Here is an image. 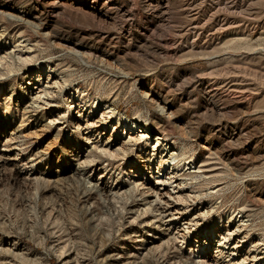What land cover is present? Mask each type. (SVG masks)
<instances>
[{"label":"rangeland","instance_id":"obj_1","mask_svg":"<svg viewBox=\"0 0 264 264\" xmlns=\"http://www.w3.org/2000/svg\"><path fill=\"white\" fill-rule=\"evenodd\" d=\"M69 1L72 0H60V7L57 6L66 11L62 20L69 29L60 27L56 30L50 21L43 20L40 23L39 20V14L49 9L47 0H0V57L12 51L15 53V60L10 54L15 61L10 66L6 62L0 64H3L0 67V264H198L201 260H206L208 264H239L241 260L245 261L241 264H264L263 247L253 248L259 237L264 238V175L254 171L264 164V160L255 161L251 157L252 152L264 148V109L257 110L264 107V102L261 99L252 100L246 94L247 97L236 101L235 108L221 102L220 116L212 110L211 113L206 112L203 97L190 84L189 77L193 70L201 72L208 69L209 65L204 60L197 62L198 59L188 55L186 48L187 43L194 40V21L204 22V13H214L217 9L221 25L228 24L226 29L229 30L221 31V46L236 34L245 32L251 35L248 44L263 53L264 0H169L163 12L154 15V18L146 14L144 0H99L101 5L93 10L102 15L108 24L80 15L76 10L77 13L69 11L61 5ZM106 2L110 7L103 9L102 5ZM116 7L127 15L123 18ZM10 15L23 16L33 24L40 25L39 33L16 19V22L10 19ZM119 20H124L125 24L120 26ZM158 23L161 24L160 28ZM155 25L159 29L163 28L159 30ZM56 31L73 39L81 38L82 44L88 46L83 52L93 51L97 56L104 55L109 64L112 63V70L103 64L101 66L94 57L93 60L89 58V64H85L72 56H64V47L60 44L61 49L51 43ZM20 34L25 37L20 38ZM102 38H111L113 43L117 42L113 44L116 46L101 43ZM25 39L30 42H24ZM28 47L34 50L31 56L35 58L30 64L20 65L18 56L27 55ZM127 47L136 53L126 59L116 56L119 49ZM223 58L212 66L214 72L221 69V81L228 77L224 75L225 70L236 67L264 74V68L259 64ZM48 64L62 71H71L67 75L72 87H67L65 94L70 95L73 93L71 89L78 87L89 95L100 96L102 103L113 104L121 113L127 112L130 118L140 111L143 125L148 124L155 133L162 132L175 151L179 152L180 149L187 156L198 155L197 166L205 161L207 176L216 175L220 178V181L207 185L205 190L208 194L217 185V199L208 197L195 202L188 199L187 206L192 204V207L183 211L186 220H178L177 225H171L174 217L179 218L172 210L178 202H174L176 199L171 200V206L164 203L168 198H161V195L172 190L165 185L164 191L158 192L155 168L148 171L144 160H138V154L129 155L127 162L122 157L111 161L110 158L101 157V154L99 156L98 152L92 150V144L90 146L82 140L74 122L50 124L49 118L54 112L72 115L69 114L67 95L63 100L57 98L53 108L39 110L34 108L35 105L30 106L32 93L36 91L32 92L33 86H28L24 77L28 72L36 73L40 67ZM124 72L129 77H125ZM143 84L148 88L152 86V94L157 99L159 97L157 104L167 105L164 114L159 107H155L156 104L151 105L141 96L138 90ZM192 95L195 104L192 103L194 98H189ZM248 97L249 100H246ZM26 107L29 109L24 111ZM204 112L207 113L206 117L202 116ZM154 117H159L160 125L155 124ZM105 132L104 139L112 134L116 142L121 141L120 130L109 128ZM248 132L261 145L256 141L254 144L243 142L246 135L242 134ZM237 140L242 141L241 144L236 143ZM204 142L209 144L207 146L219 142L225 144L226 152L240 159L242 172L233 169L228 162L221 161L220 156L206 153L204 155L207 157H200L199 146L201 143L204 145ZM90 149L101 159L90 158L92 163L89 162L87 166ZM213 150L216 153L217 150ZM184 166L187 169L186 163ZM193 184H186L184 191L192 189L198 192V185L196 187ZM114 191L116 193H112ZM109 194L117 195L111 197ZM196 211H201L203 217L197 219L198 222L195 219L194 223H198V227L195 225V230L190 228L193 232L190 230L188 234L184 232L187 225L181 224L193 220ZM238 211L246 215L260 213L261 216L255 219L250 217L245 224L239 223L233 216ZM241 224L244 226L241 227ZM229 228L241 232L232 236L230 245L226 246L224 241L220 245V240ZM236 247L238 258L233 261L231 249ZM198 250H203L207 258L201 259Z\"/></svg>","mask_w":264,"mask_h":264},{"label":"bare ground","instance_id":"obj_2","mask_svg":"<svg viewBox=\"0 0 264 264\" xmlns=\"http://www.w3.org/2000/svg\"><path fill=\"white\" fill-rule=\"evenodd\" d=\"M144 1H145V4H144L145 6L144 7H145V10L147 12L146 14H148V17H153V18H154V15H156L158 13H161V11L163 10V7H166V5L169 2V0H144ZM47 2H48L47 3V7H49V9L48 10L45 9L46 11H42L41 14H39L40 15V19H39L40 23H42L43 20L44 21H50L51 25H53L56 30H58V28H60V27L62 29L63 28L69 29L67 24L62 20V18L66 16V11L64 9L61 10L62 8L59 9L57 7V6H59L60 0H47ZM77 2H80V3H77ZM100 3L101 2L99 0H72V1H69V2H67L65 4L61 3V5H63L64 8H68L69 11L73 10V12H75L74 10H76L80 15H85L86 17H89L90 19L92 18L94 20H97L100 23L108 24L107 20L104 19L102 15H99L95 10H93V9L97 10L99 5H101ZM84 5H88V6L90 5V7H86ZM108 7H110V6L108 5L107 2L103 3V5H102L103 9H108ZM43 8H45V7H43ZM116 9H117V7H116ZM77 12H75V13H77ZM107 12H108V10H107ZM118 12L121 13V16L123 18L127 15L126 12H124L122 9H119ZM167 12H168V10H167ZM164 14H167V13H165V11H164ZM204 14H205L204 22L202 20V22L199 23L198 20L195 19L196 21H194V23H193L194 27H192L193 28V32H194V35L192 37H194L193 38L194 40L191 41V43H189V44L187 43L188 47H186V48L188 50L187 52L189 53L188 55L189 56H193L194 58L198 59L197 62H199L200 60H204L209 65L208 69H205L204 71H201V72L193 70V72L190 74V77H189L190 78L189 81L191 83L189 81H187L194 88L198 89L199 92L201 93V95L203 97L204 104L206 105V112L209 113V111L212 110L213 112L215 111V112H217L219 114L217 116H220L221 115L220 114L221 113V108H220V105H221L220 103L221 102L223 104L227 103L226 105H228V106L231 104L232 108H235V107H237V102L236 101L245 98L246 94L248 96H250V98L252 100H253V98L254 99H261L264 102V74L256 72L254 70L239 69V68L236 67V68H233V69L225 70L224 75L228 76V77L225 80L221 81V69L218 70V71H215V72L212 71L213 64H215L217 62H221V58H223V57H224L223 59H225V58L232 59V60L239 59L241 61L248 62V63H251V64H256V65L259 64V65L263 66V68H264V52L262 53L261 51H259V49L258 50L257 49H253L252 46H250L248 44V41L251 38V35L249 33H245V32H243V34H241V33L240 34H236L234 36V38L228 39L221 46V31L223 32V31L227 30L226 32H229V30L226 29V27H228L226 25H228V24H223L222 23L223 25H221V18H220L219 14H218V10L217 9H216V11L214 13H209V14L204 13ZM10 17H11L10 19L13 18V20L16 19L18 22H22L25 26H29L32 29L34 28L35 31L37 33H39L38 31H39L40 25L33 24L34 22H31L29 20L24 19L23 16L22 17L20 16V18H19L18 16L16 17V16H13V15L12 16L10 15ZM42 17H43V19H42ZM158 18L159 17L157 16V19ZM16 20H15V22H16ZM97 21H95V22H97ZM123 21L124 20H119L118 24L120 26L124 25L125 23L123 24ZM160 21H161V19H160ZM228 23H229V20H228ZM68 25H69V23H68ZM128 25H126V26H128ZM160 25L161 24L158 23L157 26H159V28H160ZM231 25L232 24H230L229 26H231ZM162 28H163V26H162ZM221 28H223V29H221ZM161 29H159V30H161ZM117 30H118V28H117ZM68 31H70V30H68ZM156 32H158L157 29H156ZM54 33H55L54 34L55 39L51 42L52 46L53 45H55V46L58 45L60 47H58V46H56V47L61 48V49H63L62 48V46H63L64 47L63 51L65 50L64 51L65 54H63L64 56H67V57L68 56H72L73 58L79 60L78 62H82V63H85V64H87V63L89 64V61H88L89 58L92 59V57H94L96 60L100 61L101 66L103 64L104 66H106L108 68H111V70H112V68H113V67H111L112 63L109 64V61L107 60V58H105L104 55H100V56L98 55L97 56V54L93 53V51L89 52V53L83 52V50L87 49L88 46L82 44L83 40L81 38L75 37V36H73V37H75L74 39L71 38V37H68V36L66 37L65 35H63L64 34L63 32L59 33V31L58 32L56 31ZM129 35H130V32H129L128 36ZM19 36H21L20 38H24L25 37V35H23V34H20ZM188 36H189V34H188ZM151 37H152V35H151ZM132 38L134 39V37H132ZM147 38H149V37H147ZM189 38H190V36H189ZM110 39L102 38V40H100V41H101V43L107 44V45H110V46L113 45V44H116L117 42H119V41L116 40V37H115V40L117 42H115V43H113ZM150 39L153 40L152 38H150ZM150 39H148V40H150ZM14 42H12V44ZM24 42L28 43L30 41H29V39L28 40L25 39ZM19 43H21V41ZM56 43H58V44H56ZM134 44H136V43H134ZM25 45H26V43H25ZM94 45H95V43H94ZM78 46H81L82 48H78ZM113 46H116V45H113ZM90 47L93 48V46H90ZM31 48L32 47H28V50L26 49L27 52L24 51V53L26 52L27 55H25L22 52L24 54V56L23 55L18 56V59H17L18 61L17 62H19V64L20 63H28V62L30 64V62L35 58V56H31V53L34 51L33 49L31 50ZM108 48H109V46H108ZM119 51L120 52L117 55L116 54L115 55L117 57H119V58H122V59H124V58L126 59L127 57L129 58L134 53H136V52L132 53V48H129V47L121 48V49H119ZM138 51L140 52V50H138ZM150 51H151V48H150ZM12 52H9V54L5 53L6 56L2 55L0 57V64L3 63V62H4L3 64H5V62H6V64H8L10 66L12 61L15 60V55H14L15 53L13 54ZM19 53H20V50H19ZM10 54L14 56V60H13V57L10 56ZM147 54H148V52H147ZM140 56H141V54L139 55V57ZM153 56H155V55H153ZM134 57H135V55H134ZM135 58H137V57H135ZM70 59H72V58H70ZM139 59H141V58H139ZM96 60H95V62H96ZM2 65H0V67ZM56 68L55 67L54 68L50 67L49 64H48V66L40 67L39 71L38 72L36 71V73L28 72L26 74V76L24 78L27 80V85L31 86V87L33 86L32 87V92H33V90L36 91L35 93H32V100H31L32 104L31 103H28V104H31L30 106H34L35 105L36 107H34V108L35 109L39 108V110L40 109L43 110V109H47V108L49 109V108L55 107L54 103H57V100H56L57 98H60V100H61L62 98H65V96L67 95L66 99H67V103H68L67 104L68 108L70 110L69 114L72 113V115L71 116L70 115L69 116L68 115H61L58 112H54L52 115L50 114L51 115V118H49V119H51V120H49L50 124L51 123H52V125L53 124L54 125L61 124L60 122H62V121H64L65 124H66V122H74V124L76 125L77 130L80 133V134L79 133L78 134L82 135V140L85 143L89 144L90 146L92 144V150L95 151L96 153L98 152L99 156L101 154L102 155L101 157H103V158L106 157V159L110 158V160L113 159L114 161H117V159H120L122 157V159L124 161L126 160V162H127V160H128L127 157L129 155L133 156L135 154H138V157H137L138 160H144V165L145 164L147 165V170L148 171H149L150 168L151 169L155 168L156 170H154V171L157 172L156 173V178H155L156 179L155 183H157V187L156 188H158V192L161 193V191H164L162 189H163V187L165 185L170 186V190H172V191H168V192L166 191V193H163L164 195L160 194L162 196L161 198H168V200H164L163 199L164 203L165 204H169L171 206L172 202H170V201L173 200V199L177 200V201H174V202L180 203V205L177 203L178 204V205L176 204L177 206L175 205L174 207H172L174 215L178 214L179 218L174 219L177 216L174 217L173 220L171 221V225L172 224L173 225H177L178 220H180V221L186 220L187 216H186L185 212H186L187 208L192 205V204L191 205L189 204V206H187V204L189 202L187 203L186 201L188 199L192 200V202H195L197 200H202V198H208V197L210 199L211 198L214 199V197L217 199L216 195L219 193V191H216L217 185L215 187L211 188L212 192H209L208 194H206L205 190H206L207 185L212 184L213 182L220 181V178L218 176H216V175H213L212 177H208L207 176V174H206L207 171H205V168H206L205 161L200 166H197L196 157L198 155L197 156H195V155L187 156L186 153L183 152L180 149H179V152L175 151L173 149V146L169 143V141L167 139H165V136H164V134L162 132L155 133L151 126H148V124H144L143 125V123L141 122V112L140 111L136 112L134 115H132L133 117L130 118L127 115V112L121 113L120 110L118 109V107H115L113 104H111V103H102L100 96L99 97L98 96L94 97L93 95H89L86 90L83 89L81 91V90L78 89V87H73L71 89L73 91V93H70V95L67 94V93L65 94L67 87H69L71 85L70 80L68 79V75H67V72L70 71V70L69 69H66V70L63 69L64 71H62V70H59L58 67H56ZM64 68H66V67H64ZM118 70L121 71V69H118ZM123 75L125 77H129V75H127L126 73L123 74ZM183 82L185 83V81H183ZM32 83H34V84H32ZM153 83H152V85H153ZM185 84H187V83H185ZM142 86L143 87H140L138 91L141 94V96L144 98V100L150 102L151 105L152 104H154V105L156 104L155 107L157 106V109L159 107L160 112H162L164 114V112L167 111V109H168L167 105L160 106V104H157L159 102V97L157 99V97H155L152 94V86H150L151 88H148V86L146 87V84H143ZM71 87H72V85H71ZM26 89L28 90V88H26ZM137 89H138V87H137ZM233 97H235V98H233ZM189 98L190 99L194 98L193 101L190 100V101H192V103L195 101V97L193 95H192V97H189ZM246 100H249V97ZM148 102H147V104H148ZM193 104H195V102ZM238 105H239V103H238ZM30 106H28V107H30ZM28 107H26L24 111H27L29 109ZM263 109H264V107L258 108L257 110L260 111V110H263ZM210 113H211V111H210ZM206 114L207 113L204 112V114H202V116L206 117ZM152 119H154V122H155L156 125H160L161 122L159 121V117H154ZM256 127L257 126H255V128ZM109 128L113 129L114 131L115 130L116 131L120 130L121 141L119 140V142H116L117 140H115V138L113 137L112 134L108 138H105V139L103 138L104 134L106 133L105 131L107 129H109ZM252 129L254 130V128H252ZM253 130H252V133H253ZM248 133L249 134H245V133H244V135L242 134V136L246 135L245 139L241 138V139L245 140L243 142L246 143V141H247V143L248 142H252L253 143V142L256 141L258 143V140L254 139V136L252 135V133H250V132H248ZM240 140H237L236 143L242 142ZM225 143H227V142H225ZM258 144L261 145L260 143H258ZM207 145H209V144H205V142H204V145H202V143L200 144V146H199L200 147V151H199V156L200 157L203 158V155L206 154V153H207V155H213L214 154L216 156H220L221 157V161L228 162L229 165L233 169L236 168L239 171L241 169V167H243L241 165L240 161H238L240 159L237 160L233 155H231L230 153L226 152V150H225L226 149V145L225 144L219 142L218 144H214L213 146H212V144L210 146H207ZM213 149H216L218 152L215 151L216 153H214ZM92 150L89 152L90 153V156H88L89 159H86V160H88V161H86V162H88V165L86 163L87 166H89V162H90L89 160H91V159L94 160V158L96 159L97 157H99V156L96 155V153L93 154ZM248 153L249 152H247V154ZM204 156H206V155H204ZM251 157L255 161H258L259 159L264 160V148H260L257 151L252 152ZM203 160H205V159H203ZM182 161L184 163H186V165H187V169L185 168L186 170L184 169L185 166H184V163H182ZM93 162H95V161H93ZM259 162H262V161H259ZM90 163H92V162H90ZM90 165H92V164H90ZM85 168H86V166H85ZM230 170L232 171V169H230ZM254 171L257 174L260 173V175L261 174L264 175V164L261 167L255 168ZM236 172L237 171L235 170V173ZM101 177H102V175H101ZM187 180H188V182L191 180L192 184L194 183L193 185H195L196 187L198 185V190L199 191L198 192L197 191L194 192V190H192V189H190V191H188L186 189L188 191V193H187V191H184L183 188L185 187V185L191 183V182L190 183H186ZM88 182H90V181H88ZM90 183H88V184L90 185ZM132 184H134V183H132ZM139 184H141V183H139ZM152 184H154V183H152ZM142 185H143V183H142ZM92 186H94V185H92ZM137 186H141V185H137ZM187 186H189V185H187ZM90 187H91V185H90ZM94 187H96V186H94ZM141 187H140V189L142 190ZM143 187H144V185H143ZM96 188L99 189V187H96ZM134 189H135V187H134ZM146 190H150V189L146 188ZM138 191H136V192H138ZM151 192H153V191H151ZM112 193H116V192L114 191ZM117 193H118V191H117ZM145 193H146V191H145ZM111 194H109L108 196H111ZM148 194H149V192H148ZM150 194H152V193H150ZM116 195L117 194H114L113 196L115 197ZM113 196H111V197H113ZM155 196H157V195H155ZM156 199H158V198H156ZM220 199H221V197H220ZM162 201H160L161 205H162ZM195 204L196 203H194V205ZM216 204H219V203H216ZM152 205H149V206H152ZM154 205H157V204L155 203ZM211 207H212V205H211ZM154 208L156 209V206ZM211 209L213 210V208H211ZM184 210H185V212H183ZM154 211L156 212L157 210H154ZM189 211H190V209H189ZM158 212H159V209H158ZM234 214L235 213H233L234 218L237 219V222H239V223H244L246 221V219H248L250 217L251 218L253 217V219H255V217L261 216L260 213H255V212L252 213L251 215H246V213L242 212V211H238L235 215ZM166 215H168V214H166ZM181 215H184V216H181ZM193 216H194V219L191 220L190 222L184 223V224L180 223L181 225H185V226L187 225L186 228H184V229H186V231H184V230L183 231L187 232L188 234L191 233L190 230L192 231V229H190V228H194V226L196 224L198 225V223H196V224L194 223L195 219L197 221V219H200L201 216L203 217V213L201 211H196ZM168 218H167V221H168ZM258 218H260V217H258ZM233 222H234V220H233ZM244 224H241L240 226L242 227V225L244 226ZM185 226H183V227H185ZM235 226H236V224H235ZM177 228H179V226ZM177 228H176V230H177ZM193 230H195V228ZM196 230H197V228H196ZM179 231H180V229H179ZM179 231H178V233H179ZM226 232H227V234H224L225 236L223 235L222 240H220V242H219L220 245H221L222 241L225 242L226 246L230 245L232 236H236L241 231L240 232L238 230L232 231L229 228ZM178 233H175V234H178ZM197 234H199V233H197ZM182 235H184V234L182 233ZM220 239H221V237H220ZM182 240H183V238H182ZM226 246L224 248H226ZM198 247H200V245ZM232 247H233V245H232ZM262 247H263V250H264V238L263 237H259L258 241H257V244L253 248H262ZM237 250H238L237 247L235 249H233V250L231 249V254L230 255H231V259L233 261L238 258ZM198 251H200V254L198 256H200L201 259L203 257H204V259L207 258L206 257V253L203 250H198ZM254 251H253V253H254ZM219 253L220 252H218V254ZM227 259H230V258H227ZM239 262L240 261H238L237 263H239ZM242 262L245 263V261L241 260V263ZM199 263L203 264V263H207V261L206 260L205 261L201 260V262L199 261ZM228 263H230V262H228ZM241 263H239V264H241ZM9 264H10V262H9Z\"/></svg>","mask_w":264,"mask_h":264}]
</instances>
